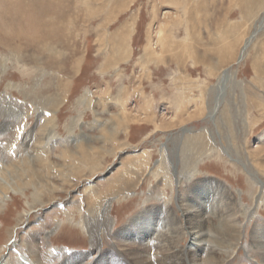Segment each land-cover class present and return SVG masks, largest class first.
Masks as SVG:
<instances>
[{
    "label": "rangeland",
    "instance_id": "obj_1",
    "mask_svg": "<svg viewBox=\"0 0 264 264\" xmlns=\"http://www.w3.org/2000/svg\"><path fill=\"white\" fill-rule=\"evenodd\" d=\"M1 10L0 263L133 264L123 244L152 256L167 236L192 259L204 236L187 264H208L215 221L181 227L201 196L241 229L217 264H264V0Z\"/></svg>",
    "mask_w": 264,
    "mask_h": 264
},
{
    "label": "bare ground",
    "instance_id": "obj_2",
    "mask_svg": "<svg viewBox=\"0 0 264 264\" xmlns=\"http://www.w3.org/2000/svg\"><path fill=\"white\" fill-rule=\"evenodd\" d=\"M2 1V0H1ZM23 2V0H22ZM4 3V2H3ZM1 2V6L3 4ZM24 4V3H23ZM32 4V3H31ZM4 5V4H3ZM17 5V4H16ZM33 7V6H32ZM7 8V7H6ZM5 9V8H4ZM20 9V7H19ZM22 9V8H21ZM3 10V9H2ZM2 10L0 12H2ZM35 10V9H34ZM43 11V10H41ZM40 11V12H41ZM5 12V10H4ZM10 12V11H9ZM15 12V11H14ZM30 12V11H29ZM39 12V11H38ZM249 12L246 11V13ZM20 13V12H19ZM37 13V12H36ZM46 13V12H45ZM11 14V13H10ZM34 14H35V11H34ZM41 14V13H40ZM20 16V15H19ZM59 16V15H58ZM30 17V16H28ZM27 17V19H28ZM38 17V16H37ZM36 17V18H37ZM33 18V17H32ZM169 17H167L168 19ZM11 19V18H10ZM25 19V20H27ZM30 20V19H29ZM37 20V19H36ZM39 20V19H38ZM171 20H167L166 23L163 24V27L160 28L159 30V43L161 42L162 44V47H164V42L162 41V39L164 38V35L165 33H169V31H166L168 26H169V23H170ZM3 22V21H2ZM10 22V21H9ZM30 23V22H29ZM28 23V25H29ZM13 24V23H12ZM32 24V23H31ZM8 25V24H7ZM33 25V24H32ZM31 25V26H32ZM41 25V24H40ZM30 26V25H29ZM56 26V25H55ZM3 27V26H2ZM6 27V26H5ZM31 28V27H30ZM2 29V28H1ZM4 29V28H3ZM13 29V28H12ZM32 29V28H31ZM34 29V28H33ZM57 29V28H56ZM5 30V29H4ZM15 30V29H13ZM42 30V29H41ZM4 32V31H3ZM2 33V32H1ZM0 33V39L4 37V35H6V33H3V36L2 34ZM10 33V32H9ZM8 33V34H9ZM22 33V32H21ZM42 33V32H41ZM18 35H21L20 33ZM16 34V38L17 40L20 39V37ZM15 36V35H14ZM5 37H8L7 35ZM4 37V38H5ZM10 38V37H9ZM9 38H6L7 41H9V43L7 44V42H4L6 43L7 46H11V44H14L15 41H13L12 39H9ZM14 38V37H13ZM60 38V37H59ZM251 38V37H249ZM247 40L246 42V45H243L242 49H241V52H239V55H238V58H237V62L239 63L240 61V58L242 57V54L248 49V45H250L251 43V39ZM45 39V38H44ZM43 39V40H44ZM237 40V39H235ZM233 44V43H232ZM235 44V42H234ZM228 46V45H227ZM234 46V45H233ZM233 48V47H232ZM231 49V48H229ZM147 50V48L145 49ZM227 50H228V47H227ZM81 61H79L80 63ZM228 69L224 70L223 73H222V77H221V80H220V85H219V89L221 92H223V89H224V84H225V81L226 79L228 78ZM223 95V94H222ZM54 115V114H53ZM48 118V117H47ZM50 124V123H49ZM48 124V125H49ZM47 130V129H45ZM40 162V161H39ZM5 191V190H4ZM1 192V191H0ZM3 192V191H2ZM1 194V193H0ZM3 194V193H2ZM206 198V197H205ZM196 201V205L195 206H191V207H187V208H181L180 209V212H181V217H182V230H185L186 231V234L187 236L190 237L191 240H194V238L198 237V235L204 231V228L206 226V224L209 222L211 223L212 222V219L213 221H215V223H211V227L210 228L211 230L209 232H212L211 234L213 235V238L211 240V242L215 245V247L217 246L218 249H213L211 250L212 252L208 255V261L210 263L208 264H217V259L219 256L223 255V252L221 251L222 248H226V242L227 241H240L239 237H240V234H241V229L236 225V223H233L235 222V220H231L230 218H227L229 217L230 215H228L229 213H226L225 210H218L217 212H213L208 210L207 211V214H210V218L208 219V217L206 218L204 216L205 212L202 213V205H201V201L204 202V199L203 197L201 196H196L195 197ZM208 201V200H207ZM182 202V200H181ZM214 203L211 202V206L210 207H213ZM184 206V204H183ZM224 206V205H223ZM206 207V206H205ZM211 209V208H209ZM206 210V209H204ZM230 211V210H229ZM179 212V213H180ZM28 214H26L25 216H27ZM156 215H154L155 217ZM227 218V219H226ZM232 218V217H231ZM153 219V218H152ZM234 219V218H233ZM148 231L147 229L144 231L146 232ZM143 233V232H142ZM173 233H177L179 234V231L175 230L173 231ZM126 234H131V232H126ZM202 235V234H201ZM204 235V234H203ZM166 236V235H165ZM215 236H216V239H215ZM257 237V236H256ZM256 237L253 236L254 239H256ZM177 236L176 237H173V236H167L166 239H163V237H161V241L165 242V247H159L158 251L153 255L151 254L152 256H150V245H139V246H136L132 241L131 242H126L125 244H123L121 246V248L123 250H125L127 256L131 259L132 263L133 264H153V262H156V264H187V262L190 263V260H196V258L198 257V252L201 251V247L202 249L204 248L205 244L203 245L202 242L203 240H206L204 236H200V238L198 237V243L200 242L199 245H197V249L195 248V250H193V253L194 254H191L192 255V259L188 258V255L186 256L185 253L183 251H176L175 248V240H176ZM202 238V239H201ZM159 239V238H158ZM188 239V238H187ZM208 240V239H207ZM206 240V241H207ZM209 240V241H210ZM159 241V240H158ZM160 241V242H161ZM254 241V240H253ZM146 243V242H145ZM207 243V242H206ZM226 243V244H225ZM148 244V243H147ZM135 245V246H134ZM213 245V246H214ZM228 246V245H227ZM230 246V244H229ZM200 248V249H199ZM121 249V250H122ZM146 249L149 251L148 253L146 252ZM120 250V252H121ZM210 250V249H209ZM195 251V252H194ZM124 252V251H122ZM143 253H147V256H144ZM202 253V251H201ZM190 255V256H191ZM128 259V260H130ZM150 259H153L152 261ZM154 259H157L154 261ZM204 260V258H203ZM7 260H5L3 257L1 258V263L0 264H7L6 262ZM192 263V262H191ZM195 263V262H194ZM206 264V261L204 262ZM36 264V263H35ZM38 264V263H37ZM196 264V263H195ZM219 264V262H218Z\"/></svg>",
    "mask_w": 264,
    "mask_h": 264
}]
</instances>
